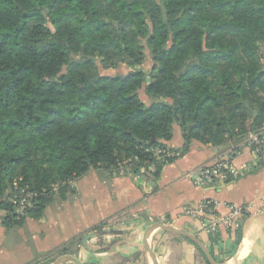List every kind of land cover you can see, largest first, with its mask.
Listing matches in <instances>:
<instances>
[{
	"label": "trees",
	"instance_id": "trees-1",
	"mask_svg": "<svg viewBox=\"0 0 264 264\" xmlns=\"http://www.w3.org/2000/svg\"><path fill=\"white\" fill-rule=\"evenodd\" d=\"M175 125L186 149L237 145L264 127V0H0L6 226L42 218L92 170L112 176L133 160L136 171L155 163L159 178L174 161L159 166L152 150ZM16 181L37 194L20 221L7 200Z\"/></svg>",
	"mask_w": 264,
	"mask_h": 264
},
{
	"label": "crops",
	"instance_id": "crops-1",
	"mask_svg": "<svg viewBox=\"0 0 264 264\" xmlns=\"http://www.w3.org/2000/svg\"><path fill=\"white\" fill-rule=\"evenodd\" d=\"M232 145L193 141L186 149L175 125L167 146L182 156L164 166L159 178L96 169L76 181L74 195L49 204L40 219L8 227L0 209V264H55L56 250L77 239L69 255L83 264H151L145 244L157 223L197 237L218 264H264V160L241 147L225 178L195 184L199 169ZM205 201L216 204L215 219L228 215V205L252 208L235 229L221 227L213 236L188 215ZM149 246L156 264H208L202 250L177 233L157 229Z\"/></svg>",
	"mask_w": 264,
	"mask_h": 264
},
{
	"label": "built area",
	"instance_id": "built-area-1",
	"mask_svg": "<svg viewBox=\"0 0 264 264\" xmlns=\"http://www.w3.org/2000/svg\"><path fill=\"white\" fill-rule=\"evenodd\" d=\"M243 147L249 149L259 159L264 160V127L255 133H251L241 143L232 145L227 148L222 154H218L215 160L203 165L198 172V177L195 184L198 186L209 185L216 179H222L227 176V173L232 168V161L236 157L238 150ZM157 165H166L168 161H174L182 154L175 151L166 145L163 148L152 150ZM137 160V159H136ZM137 172L141 175H137ZM156 172L155 163L143 164L138 168L134 167L133 160H127L118 165V168L113 171L112 176H151ZM21 181V179L19 180ZM19 181L14 182L11 192L8 194V202L12 207V213L17 221L27 218L29 211L33 207L34 200L37 194L30 191L28 187H21ZM216 204L211 201H205L198 207L189 211L188 215L195 220H200L203 231L210 235H216L221 227L227 230H233L237 227L239 221L251 210V206L238 207L228 205V215L223 218H212ZM264 212V209L263 211Z\"/></svg>",
	"mask_w": 264,
	"mask_h": 264
},
{
	"label": "water",
	"instance_id": "water-1",
	"mask_svg": "<svg viewBox=\"0 0 264 264\" xmlns=\"http://www.w3.org/2000/svg\"><path fill=\"white\" fill-rule=\"evenodd\" d=\"M164 230L170 233H177L180 235H183L184 237L188 238L189 240H191L196 246H198L202 252L204 253L205 257L207 258V260L209 261L210 264H218L214 258L212 257L211 253L208 251V249L205 247V245L194 235L183 231V230H178L175 229L173 227L170 226H166V225H162V224H154L152 229L148 232L147 238H146V253L148 254V257L150 259L151 264H156L154 258H153V254L151 251V248L149 246V240L150 237L152 235V233L157 230ZM65 263H72V264H83L80 260H78L76 257L72 256V255H65L62 257H59L56 261L55 264H65Z\"/></svg>",
	"mask_w": 264,
	"mask_h": 264
},
{
	"label": "rangeland",
	"instance_id": "rangeland-1",
	"mask_svg": "<svg viewBox=\"0 0 264 264\" xmlns=\"http://www.w3.org/2000/svg\"><path fill=\"white\" fill-rule=\"evenodd\" d=\"M150 68H151V61H150V57L148 56L147 61H146V64H145V66H144V69H145L146 71H148V70H150ZM100 72H101V73L108 74V75H111V76H116V75H124V74H127L128 70H127L125 67H120V68L117 69V70H107V71H105L104 69L100 68ZM140 96H141V98H142L145 102H147V103L150 102V100L146 97V94H145V90H144V89H142V90L140 91ZM137 175H141V174H139V172H137ZM1 211H2L3 213H5L6 215L9 213V212L4 211V210H2V209H1Z\"/></svg>",
	"mask_w": 264,
	"mask_h": 264
}]
</instances>
